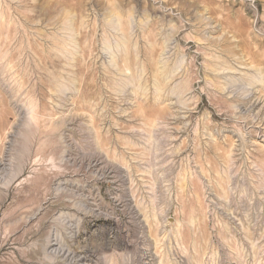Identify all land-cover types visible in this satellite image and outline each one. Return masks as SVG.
Here are the masks:
<instances>
[{"label": "rangeland", "instance_id": "374dc122", "mask_svg": "<svg viewBox=\"0 0 264 264\" xmlns=\"http://www.w3.org/2000/svg\"><path fill=\"white\" fill-rule=\"evenodd\" d=\"M0 264H264V0H0Z\"/></svg>", "mask_w": 264, "mask_h": 264}]
</instances>
